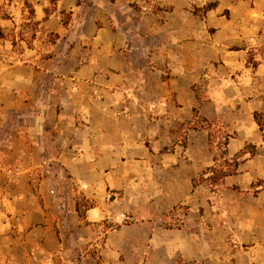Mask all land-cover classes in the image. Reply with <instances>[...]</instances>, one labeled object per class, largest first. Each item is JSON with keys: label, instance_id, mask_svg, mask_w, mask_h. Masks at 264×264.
<instances>
[{"label": "rangeland", "instance_id": "1", "mask_svg": "<svg viewBox=\"0 0 264 264\" xmlns=\"http://www.w3.org/2000/svg\"><path fill=\"white\" fill-rule=\"evenodd\" d=\"M255 113L264 0H0V264H264Z\"/></svg>", "mask_w": 264, "mask_h": 264}, {"label": "trees", "instance_id": "2", "mask_svg": "<svg viewBox=\"0 0 264 264\" xmlns=\"http://www.w3.org/2000/svg\"><path fill=\"white\" fill-rule=\"evenodd\" d=\"M215 7H216V4L210 3V4H208L207 6H205L203 8H196V9H194V13L195 14H206L207 12H209L211 10H214ZM67 22H68V19H67V21L65 23H67ZM263 117H264L263 114H261V113H255V119L257 120V123L260 125L261 128L264 125V118ZM196 127H198V126H196ZM222 174H223V177H225L227 175H231L232 172L231 171L230 172H227L226 171L225 173L223 172ZM195 185H196V183H195ZM92 207H93L92 205H88V206L84 207L82 205L81 201H78L76 203V210H77V212L79 214V217L82 218V219L85 218L86 211L88 209L92 208Z\"/></svg>", "mask_w": 264, "mask_h": 264}]
</instances>
